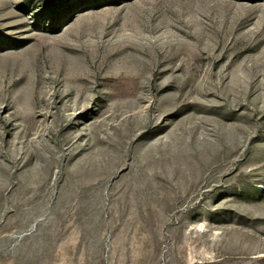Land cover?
<instances>
[{
  "label": "rangeland",
  "instance_id": "374dc122",
  "mask_svg": "<svg viewBox=\"0 0 264 264\" xmlns=\"http://www.w3.org/2000/svg\"><path fill=\"white\" fill-rule=\"evenodd\" d=\"M0 264H264V0H0Z\"/></svg>",
  "mask_w": 264,
  "mask_h": 264
}]
</instances>
